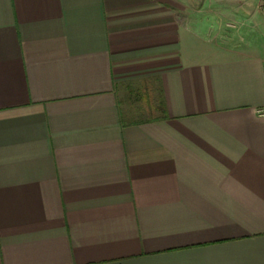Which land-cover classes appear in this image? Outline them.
Listing matches in <instances>:
<instances>
[{
    "label": "crops",
    "instance_id": "1",
    "mask_svg": "<svg viewBox=\"0 0 264 264\" xmlns=\"http://www.w3.org/2000/svg\"><path fill=\"white\" fill-rule=\"evenodd\" d=\"M0 264H264V0H0Z\"/></svg>",
    "mask_w": 264,
    "mask_h": 264
}]
</instances>
